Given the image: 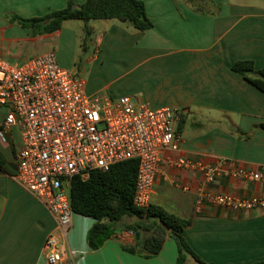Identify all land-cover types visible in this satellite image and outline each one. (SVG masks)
I'll return each instance as SVG.
<instances>
[{
  "label": "crops",
  "instance_id": "0c3cea01",
  "mask_svg": "<svg viewBox=\"0 0 264 264\" xmlns=\"http://www.w3.org/2000/svg\"><path fill=\"white\" fill-rule=\"evenodd\" d=\"M69 1L0 0V57L20 65L55 51L65 69L74 67L79 50L93 66L109 52L126 58L129 75L139 69L148 73L144 87L133 79L135 101L152 108L182 110L184 142L176 156L207 164L224 161L225 169L264 174V131L257 129L264 124V92L232 71L239 61H253L257 70L264 67V0H209L211 5L203 1L213 15L196 12L189 0H140L153 28L141 32L118 20L91 21L86 47L82 21H67L51 34H33L30 28L11 21L14 17H42L65 9ZM72 1L77 5L85 2ZM85 82L88 95L110 99L134 96L88 87ZM8 113L0 107V128ZM20 146L18 129L9 133L6 141L0 138V264H48L44 247L56 228V219L15 180ZM203 183L200 172L164 163L154 184L152 204L192 220L182 234L205 262L264 261V209L234 211L209 202L197 205L203 190L245 198L264 196V185L226 176L207 187ZM137 221L124 218L113 237L99 250H92L87 234L96 221L74 214L72 228L61 240L63 264H177L178 248L170 237L155 257L126 250L137 245V238L124 227ZM192 260L188 257L186 264Z\"/></svg>",
  "mask_w": 264,
  "mask_h": 264
},
{
  "label": "built area",
  "instance_id": "2783aa9c",
  "mask_svg": "<svg viewBox=\"0 0 264 264\" xmlns=\"http://www.w3.org/2000/svg\"><path fill=\"white\" fill-rule=\"evenodd\" d=\"M85 87L84 79L59 64L55 51L20 65L0 57V107L9 110L0 138L6 141L9 133L19 130L15 180L56 219L44 247L48 264H63L61 240L73 225L75 177L86 180L93 171L106 172L116 164L137 160L134 205L141 209L152 204L154 184L164 163L200 172L205 187L221 176L264 185L260 172L225 169L224 161L207 164L176 156L184 142L178 129L182 110L152 108L129 96L88 95ZM204 202L234 211L264 209V196L241 198L203 190L198 207Z\"/></svg>",
  "mask_w": 264,
  "mask_h": 264
},
{
  "label": "trees",
  "instance_id": "16d2710c",
  "mask_svg": "<svg viewBox=\"0 0 264 264\" xmlns=\"http://www.w3.org/2000/svg\"><path fill=\"white\" fill-rule=\"evenodd\" d=\"M203 1L206 0H189L193 3L196 12L215 14L206 8L207 4H203ZM206 2L209 5L213 4L209 0ZM72 20L85 23L84 46L89 43L91 36L88 28V23L91 21L118 20L141 32L153 28V23L147 16L145 4L140 0H85L81 5L70 0L65 9L52 11L42 17L11 19L13 23L30 28L33 34L55 33L61 30L65 22ZM232 71L240 74L264 92V67L257 70L253 61H239L232 66ZM183 124L184 120L179 124L180 131ZM257 129L264 131V124ZM249 136V134L245 135L246 138ZM138 166L137 160H130L116 164L106 172L93 171L86 180L80 177L73 178L71 203L74 213L96 221L87 234L90 249L99 250L113 237L124 218L134 217L138 221L124 227L137 238L135 247L126 248L129 252L147 258L155 257L170 237L178 248L177 264H186L188 257H192L198 264H209L191 249L182 234L183 230L191 226L192 220L181 219L154 204L147 209L134 205ZM144 233L150 235L143 237ZM254 264H264V261Z\"/></svg>",
  "mask_w": 264,
  "mask_h": 264
},
{
  "label": "rangeland",
  "instance_id": "374dc122",
  "mask_svg": "<svg viewBox=\"0 0 264 264\" xmlns=\"http://www.w3.org/2000/svg\"><path fill=\"white\" fill-rule=\"evenodd\" d=\"M73 23L81 22L73 21ZM82 53V50L77 52V61L74 67L69 70L75 75L76 78L87 80L88 87L92 86L105 88L106 91L114 92L116 94L121 92H131L130 95H134V77L136 78L137 84L140 87L145 86L148 73L139 69L137 70L136 74L131 73L129 75L128 60L126 58H118L117 56H113V53L109 52L101 58V61L98 64L93 66L86 62L88 57ZM136 97L137 95H134L133 99H137ZM189 130L190 129L188 127L187 131ZM14 139L17 142L19 140L18 135H15ZM192 264L197 263L192 260Z\"/></svg>",
  "mask_w": 264,
  "mask_h": 264
}]
</instances>
